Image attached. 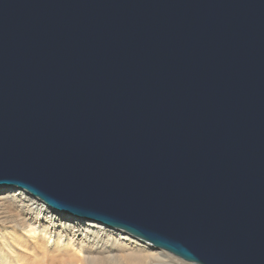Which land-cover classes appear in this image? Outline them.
Listing matches in <instances>:
<instances>
[{"label":"water","instance_id":"1","mask_svg":"<svg viewBox=\"0 0 264 264\" xmlns=\"http://www.w3.org/2000/svg\"><path fill=\"white\" fill-rule=\"evenodd\" d=\"M5 186L264 264V0H0Z\"/></svg>","mask_w":264,"mask_h":264},{"label":"bare ground","instance_id":"2","mask_svg":"<svg viewBox=\"0 0 264 264\" xmlns=\"http://www.w3.org/2000/svg\"><path fill=\"white\" fill-rule=\"evenodd\" d=\"M114 262L186 264L120 229L61 213L25 190L0 187V264Z\"/></svg>","mask_w":264,"mask_h":264},{"label":"rangeland","instance_id":"3","mask_svg":"<svg viewBox=\"0 0 264 264\" xmlns=\"http://www.w3.org/2000/svg\"><path fill=\"white\" fill-rule=\"evenodd\" d=\"M57 211H59L58 209H57ZM59 212H61V211H59ZM61 213H63V212H61ZM66 214V213H65ZM114 229V228H113ZM116 230H118V229H116ZM152 246V245H151ZM152 248H153V250H156V251H163V252H165V253H169V254H171L172 256H175L176 258H179L182 262H184V263H186V264H193L192 262H188V261H185L184 259H182V258H180V257H178V256H176V255H174L173 253H171V252H168V251H166V250H164V249H157V248H155V247H153L152 246ZM110 264H117V263H110Z\"/></svg>","mask_w":264,"mask_h":264}]
</instances>
